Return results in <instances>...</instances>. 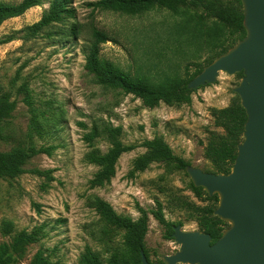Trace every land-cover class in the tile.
Segmentation results:
<instances>
[{"label":"rangeland","instance_id":"rangeland-1","mask_svg":"<svg viewBox=\"0 0 264 264\" xmlns=\"http://www.w3.org/2000/svg\"><path fill=\"white\" fill-rule=\"evenodd\" d=\"M54 1L40 0L39 7L0 27V96L16 103L10 118L0 125V152L31 147L49 151L31 159L27 173L0 180V264L4 253L12 264H33L37 257L49 264H81L87 249L103 264L115 255L135 264L136 253L126 246L127 231L98 212L97 200L134 222L145 211L149 261L164 264L163 257L175 255L180 247L153 212L161 209L169 224L184 231L202 232L204 213L198 210H216L219 202L206 194L198 197L186 171L175 164L154 163L143 172L134 171L137 158L147 152L140 146L162 138L175 156L217 175V165L206 151L227 133L218 126L215 112L241 103L234 89L243 76L221 73L217 83L194 92L190 103L150 108L123 89L101 84L86 70L94 30L108 37L100 49L101 59L132 78L154 85L173 78L191 81L220 52L195 38L199 29L219 21L216 13H206L196 0H186L177 14L155 8L137 15L103 10L96 0H69L70 13L36 33L31 27L49 14ZM219 1L223 7L234 5L233 0ZM107 128H121L119 140L137 148L120 158L109 184L93 187L101 169L89 156L105 155L112 148ZM94 129L99 136L86 141ZM33 170L45 174L35 175ZM4 223L13 225L11 234H4ZM23 235L34 240L17 249Z\"/></svg>","mask_w":264,"mask_h":264},{"label":"trees","instance_id":"trees-1","mask_svg":"<svg viewBox=\"0 0 264 264\" xmlns=\"http://www.w3.org/2000/svg\"><path fill=\"white\" fill-rule=\"evenodd\" d=\"M69 0H55L49 14L31 27L36 33L48 27L54 22H60L64 15L70 12L66 9ZM97 5L103 10L125 13L129 15H137L155 8L165 9L174 14L179 12L180 7L186 3V0H96ZM195 1V0H193ZM198 4L205 8L206 13H216L218 22H214L209 28L203 30L197 35L198 40L204 39L208 44H211L214 49H220L216 60L226 54L229 50L235 47L239 42L245 39L247 33L244 27V10L241 0H233L234 5L231 7H223L220 5L219 0H196ZM40 6V0H24L19 5H8L0 3V27L8 20L15 19L23 16L28 10ZM205 17H201V21L197 23L199 27L202 26ZM108 42V37L97 30L92 34V41L87 48L86 70L95 75L99 82L107 87L115 89H123L128 95H133L150 107L155 108L161 103L165 104H184L192 101V94L194 93L189 89V84L204 70H201L191 81H184L181 79L173 78L160 85H154L141 79L132 78L127 73L119 69L115 64L102 60L100 57L101 46ZM8 43V42H5ZM215 60V61H216ZM214 62V61H213ZM211 62L209 66L213 63ZM244 76L243 73L240 74ZM243 78V77H242ZM241 101V100H240ZM16 103H9L3 101L0 96V125L1 123L10 118L11 114L15 111ZM217 124L219 127L224 128L227 135L226 137H219L207 149L206 156L209 160L217 165V175H228L231 173L235 164L238 147L244 141L243 135L245 132V124L247 122V114L241 103H236L226 109L216 111ZM105 133L111 140L112 148L105 155H100L97 152L90 154V161L100 167V172L92 181L93 187H103L109 184L116 175V167L120 158L126 154L134 151L137 147L125 146L120 140L122 129L121 128H107ZM97 129H94L90 134L85 136L86 141L91 142L94 138L98 137ZM147 150L146 154L137 158L134 163V171L143 172L154 163L175 164L178 169L186 171L191 166L185 160L178 158L174 155L171 147L159 137L153 140L145 141L141 146ZM48 150H37L34 147L16 148L10 152H0V180L1 179H15L20 175L27 173L25 170L28 162L40 154H48ZM231 164L228 169L226 166ZM35 175H44V172L33 170L31 172ZM191 188L194 193L200 197L206 194L209 200L219 202V197L214 196L211 198L203 189L196 188L191 183ZM96 208L98 212L112 225L122 228L127 231L126 246L129 252L136 253L135 264H142L141 252H145L148 260V252L145 249V238L149 232V223L147 213L141 210L142 218L134 222L130 218L119 216L110 204L97 200ZM217 210V209H216ZM198 210L203 212L201 216L200 227L202 232L212 237V244H215L224 234L226 228L230 225L223 222L214 215L215 211ZM154 218L163 226L170 229V238H173L175 226L169 224L162 210L153 212ZM4 234L9 235L13 231V225L10 223L3 224ZM34 239L27 235L21 236L16 243V248L21 249L26 243H30ZM11 257L3 254L1 264H12ZM33 264H49L41 257H37ZM81 264H103L91 249H87L83 255ZM108 264H127L125 258L120 255L113 256ZM162 264V263H161Z\"/></svg>","mask_w":264,"mask_h":264},{"label":"water","instance_id":"water-1","mask_svg":"<svg viewBox=\"0 0 264 264\" xmlns=\"http://www.w3.org/2000/svg\"><path fill=\"white\" fill-rule=\"evenodd\" d=\"M246 37L192 80L193 92L217 83L220 74L243 73L234 89L247 114L244 141L228 175L205 173L193 166L187 175L196 188L219 197L214 215L230 226L212 244L204 232L178 225L173 238L180 247L164 264H264V0H241ZM142 264H151L141 252Z\"/></svg>","mask_w":264,"mask_h":264}]
</instances>
